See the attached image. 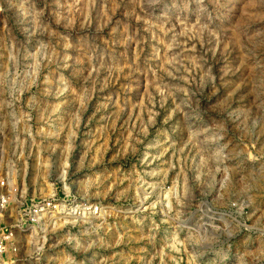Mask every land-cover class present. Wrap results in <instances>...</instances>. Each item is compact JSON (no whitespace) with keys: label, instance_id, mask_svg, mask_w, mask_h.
<instances>
[{"label":"rangeland","instance_id":"rangeland-1","mask_svg":"<svg viewBox=\"0 0 264 264\" xmlns=\"http://www.w3.org/2000/svg\"><path fill=\"white\" fill-rule=\"evenodd\" d=\"M97 204L9 264H264V0H0V175Z\"/></svg>","mask_w":264,"mask_h":264},{"label":"built area","instance_id":"built-area-1","mask_svg":"<svg viewBox=\"0 0 264 264\" xmlns=\"http://www.w3.org/2000/svg\"><path fill=\"white\" fill-rule=\"evenodd\" d=\"M96 209V203L71 192L22 195L13 177L1 174L0 264L15 261L23 246L24 250L37 247L48 227L73 226Z\"/></svg>","mask_w":264,"mask_h":264}]
</instances>
